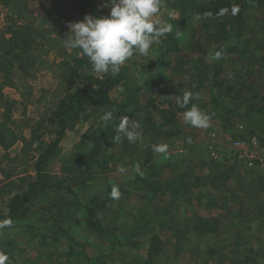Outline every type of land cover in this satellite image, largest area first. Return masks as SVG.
<instances>
[{
    "label": "trees",
    "instance_id": "1",
    "mask_svg": "<svg viewBox=\"0 0 264 264\" xmlns=\"http://www.w3.org/2000/svg\"><path fill=\"white\" fill-rule=\"evenodd\" d=\"M35 1L40 7L38 13L31 9L30 0H0V9L4 10V25L0 27V221L11 222L10 227L0 228L4 264H13L14 255L24 251L13 238L14 229L31 237L53 240L63 234L71 240L69 231L79 226L113 245L123 243L124 234L109 230L114 225L105 226L99 217L105 207L101 196L93 193L84 202L72 193L73 188L87 191L92 186L89 174L98 168L106 170L115 149L128 161H135L142 145L153 150L158 135L179 134V119L185 109L176 100L186 91L198 94L199 99L192 103L210 117L222 116L230 127L240 123L245 126V135L253 134L248 128L251 126L264 134V18L254 19L257 29L247 22L251 11L248 9L263 8L264 0H163L162 8L169 5L174 13L173 18L169 17L173 32L156 45V61L146 65L141 73H132L124 65L115 77L94 72L87 57L78 49L66 47L61 40L66 38L73 17L107 16L110 7L99 5L108 4V0ZM254 41L261 45L255 47ZM216 50H223L220 61L209 58ZM38 72L51 76L56 86L43 89L36 96L28 81ZM167 78L184 80L162 100L160 87ZM6 87L15 89L18 98L6 96ZM210 89L216 93L203 101L201 93ZM113 92L119 95L114 102ZM30 104L37 108L35 117L27 114ZM17 108L21 119L14 117ZM106 111L113 112L112 120L103 119ZM124 116L141 124L143 136L137 143L130 144L126 139L111 142ZM91 119L93 123L80 135L71 152L63 155L61 141L66 133ZM17 143L18 151L10 154ZM54 162L60 164L62 175L51 170ZM147 162L149 159L141 160ZM103 186L105 189L99 192L115 187L108 183ZM130 186L140 193L144 203L156 194L195 201L206 196L209 207L219 202L226 208L232 203L230 208H237V221L232 224L241 232L228 233V245L206 247L203 264H264V175L234 174L230 165L215 174L198 170L161 179L159 168L148 164L146 172L132 179ZM37 198L45 199L41 210L48 213V222L57 226L50 227L51 232L26 221L29 207ZM192 219L197 226L205 220L196 215ZM209 220L215 224L219 218ZM202 229L208 232L210 228L204 224ZM154 237L150 245L158 248L159 239ZM251 239L258 243L257 247L250 243ZM70 251L68 246L67 255ZM230 255L231 261H227ZM97 259L98 256L92 257Z\"/></svg>",
    "mask_w": 264,
    "mask_h": 264
},
{
    "label": "rangeland",
    "instance_id": "2",
    "mask_svg": "<svg viewBox=\"0 0 264 264\" xmlns=\"http://www.w3.org/2000/svg\"><path fill=\"white\" fill-rule=\"evenodd\" d=\"M45 2L47 3L48 0ZM99 6L105 8V4L101 3ZM30 7L35 13L40 11L39 4L35 0H30ZM248 10L251 11L247 14V22L252 25V29H257L258 26L254 23V19L256 17L264 18V7L258 9L252 7ZM169 17L173 18L174 13L171 6L165 5L154 19L163 22L169 21ZM83 18L84 16H75L70 23L81 21ZM257 36L262 35L257 34ZM258 44L261 45L259 41L253 42L255 47ZM263 53L264 51L261 54ZM156 55L155 45L150 49L148 56L134 54L125 65L132 70V73H141L146 65L156 61ZM49 57L52 58L53 54H50ZM164 73H169V71L165 70ZM183 78L188 79L187 76ZM183 80L182 78L175 80L167 78L163 81L160 87V98L163 100L167 97V92L173 90ZM28 84L33 88L36 96L43 89L51 90L56 86L55 80L44 72H38L33 80L28 81ZM4 93L10 98H18V92L13 88L6 87ZM215 93V89L204 90L200 96L203 101H206ZM117 100H119V95L117 92H113L112 101ZM36 111L37 108L34 107V104H30L27 108V114L30 117H35ZM20 112V108H17L14 117L21 119ZM91 123H93V119L87 123L78 124L74 130L66 133L61 141L63 155L71 152L72 146ZM179 124V134L169 137L166 134L159 137L162 136L160 134L157 137L155 146L166 144L168 146L166 153H156L142 145L141 150L135 156V161H128L119 149H115V154L106 170L102 171L98 168L89 174L91 175L89 182L92 186L87 191L73 188L72 193L84 202L93 193H98L101 196L106 208L104 207V210L99 212V217L105 226L114 225L113 229L109 230L117 234H124L123 243L113 245L110 240L87 233L83 227L79 226H74L69 231L73 237L71 240H68V236L63 234L53 240L42 239L39 236L31 237L23 234L19 229H14L13 238L22 244L24 251L21 254L15 252L13 264H51L53 261L80 264L82 259L81 264H203L206 247L228 245L230 242L227 239L228 233L236 235L238 231L232 224L237 221V208H230L232 203L229 202V206L226 208H222L219 202L214 207H209L206 196L201 201H195L193 198L170 199L157 194L148 198V203H144L140 193L131 188L130 181L138 175L135 171L137 164L140 165V173L146 172L148 164L157 166L161 179H168L179 172L192 173L195 171L197 173L198 170L203 174H215L230 165L233 167L234 174L247 177L263 176L264 134L260 128L256 129L251 126L248 128L253 131V134L245 135V126L236 123L230 127L229 124H225L222 116L210 117V126L207 129L186 126L183 118L179 119ZM240 133L243 134V137H239ZM236 141H239L240 145H236ZM19 147L20 145L17 143L9 150L10 154L16 153ZM2 152L0 148V155ZM142 159L145 162L149 159V162L141 163ZM58 164V162H54L50 168L62 175L63 172ZM121 166L126 169L123 174L118 171ZM107 183L121 187L126 192L120 191V198L112 199L110 197L111 189L107 192L104 190V193L99 192V189H105L103 185ZM68 196L71 197L72 194L68 193ZM45 205V199L37 198L35 203L29 207L26 221L35 222L39 229L49 231L52 230L50 227L57 226L48 222V213L41 210L43 209L41 206ZM227 210L231 214L228 215ZM194 215L205 219L204 221L200 220L201 226H197L192 219ZM213 217H218L219 221L215 224L210 220L207 222V219ZM222 217L227 219L223 220ZM204 224L210 228L207 229L208 232L202 229ZM215 227L217 229H214ZM154 236L159 239L160 244L157 243L159 249L155 245L154 247L150 245L151 239L155 240ZM250 243L255 247L258 246L254 239H251ZM68 246L71 247L69 255H67ZM94 256H98L96 261L92 260ZM231 257V255L227 256L226 260L231 261Z\"/></svg>",
    "mask_w": 264,
    "mask_h": 264
},
{
    "label": "clouds",
    "instance_id": "3",
    "mask_svg": "<svg viewBox=\"0 0 264 264\" xmlns=\"http://www.w3.org/2000/svg\"><path fill=\"white\" fill-rule=\"evenodd\" d=\"M162 6L163 0H108L105 5L110 7L107 16L85 15L83 20L68 25L69 32L61 40L66 47L78 49L87 57L94 72L115 77L134 54L148 56L150 49L162 42L161 38L172 34L173 26L170 21L154 19ZM223 55V50H216L209 58L220 61ZM196 99H199L198 94L186 91L181 97H177L176 102L181 109H185L182 118L186 124L207 129L210 126V116L192 103ZM103 119L112 120L113 112L106 111ZM115 132L111 138L112 143H121L126 139L128 143L134 144L143 136L140 122L129 120L127 116L120 119ZM167 147L162 144L154 146L153 150L156 153H166ZM118 171L123 174L126 169L121 166ZM135 171L140 173L139 164ZM120 196L119 188L112 187L110 197L118 200ZM10 226V220L0 221V228ZM4 259L0 254V264H4Z\"/></svg>",
    "mask_w": 264,
    "mask_h": 264
},
{
    "label": "built area",
    "instance_id": "4",
    "mask_svg": "<svg viewBox=\"0 0 264 264\" xmlns=\"http://www.w3.org/2000/svg\"><path fill=\"white\" fill-rule=\"evenodd\" d=\"M1 12V11H0ZM3 23V13H0V25ZM236 145H240L239 142H235Z\"/></svg>",
    "mask_w": 264,
    "mask_h": 264
},
{
    "label": "bare ground",
    "instance_id": "5",
    "mask_svg": "<svg viewBox=\"0 0 264 264\" xmlns=\"http://www.w3.org/2000/svg\"><path fill=\"white\" fill-rule=\"evenodd\" d=\"M0 11L3 12L4 10L0 9ZM3 25H4V12H3V23L0 25V27L3 26ZM236 142H239V141H236ZM239 143H240V142H239Z\"/></svg>",
    "mask_w": 264,
    "mask_h": 264
},
{
    "label": "crops",
    "instance_id": "6",
    "mask_svg": "<svg viewBox=\"0 0 264 264\" xmlns=\"http://www.w3.org/2000/svg\"><path fill=\"white\" fill-rule=\"evenodd\" d=\"M85 123H87V122H85Z\"/></svg>",
    "mask_w": 264,
    "mask_h": 264
}]
</instances>
